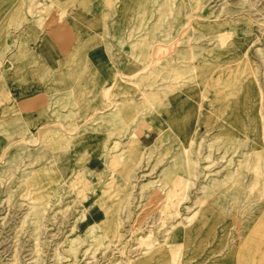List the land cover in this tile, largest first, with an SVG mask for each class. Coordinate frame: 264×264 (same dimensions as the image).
<instances>
[{"label":"rangeland","instance_id":"374dc122","mask_svg":"<svg viewBox=\"0 0 264 264\" xmlns=\"http://www.w3.org/2000/svg\"><path fill=\"white\" fill-rule=\"evenodd\" d=\"M40 1L0 14V264H264V0Z\"/></svg>","mask_w":264,"mask_h":264},{"label":"crops","instance_id":"0c3cea01","mask_svg":"<svg viewBox=\"0 0 264 264\" xmlns=\"http://www.w3.org/2000/svg\"><path fill=\"white\" fill-rule=\"evenodd\" d=\"M25 1L27 2V6H26V8H25V13H24L22 19H24L25 15L29 14L28 11H27V8H29V6H30L29 3H31L33 0H25ZM68 1H70V0H60V2H68ZM40 2H42L41 5H43L44 2H46V1H45V0H41ZM41 5H40V6H41ZM37 8H39V6H37ZM34 9H36V8H34ZM6 10H7V7H6L5 5H3V0H0V14H5V11H6ZM29 10H30V8H29ZM24 22H25V20H24ZM25 23H26V22H25ZM25 23H22V21L20 22V24H19V26H20V31L18 30V32H15V33H14V34L16 35V37H17L18 34L21 33V32L23 31V29L25 28V27H24V26H26ZM36 27H37V26H36ZM36 27H35V28H36ZM2 28H3V26H2L1 16H0V33H1ZM35 28H34V30H35ZM34 30H33V31H34ZM13 39H14V38H13ZM10 40H12V39H10ZM10 40H7L6 42H8V41H10Z\"/></svg>","mask_w":264,"mask_h":264}]
</instances>
